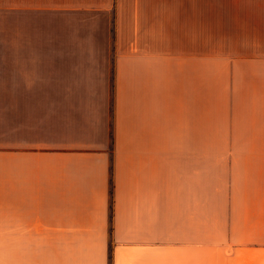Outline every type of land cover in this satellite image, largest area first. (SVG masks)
Segmentation results:
<instances>
[{"label": "crops", "instance_id": "obj_1", "mask_svg": "<svg viewBox=\"0 0 264 264\" xmlns=\"http://www.w3.org/2000/svg\"><path fill=\"white\" fill-rule=\"evenodd\" d=\"M130 2L14 1L0 264H264V0Z\"/></svg>", "mask_w": 264, "mask_h": 264}, {"label": "rangeland", "instance_id": "obj_2", "mask_svg": "<svg viewBox=\"0 0 264 264\" xmlns=\"http://www.w3.org/2000/svg\"><path fill=\"white\" fill-rule=\"evenodd\" d=\"M14 1L15 0H0V52L2 54L6 52H14L15 50V34H16V18H15V10H14ZM56 2H77L81 5H97L104 9H108L112 12L113 19L116 18L119 13L126 19L129 14V10L131 9L130 0H56ZM31 30V29H30ZM42 29L35 28L33 29V34L35 38L38 39L40 37ZM113 31V29H112ZM114 33V32H113ZM41 36L40 38H42ZM36 45H40L36 43ZM115 46V43H113ZM8 54V53H6ZM4 56V55H0ZM8 54L6 57H10ZM2 62L8 61V58H0ZM13 60V59H12ZM6 78V77H5ZM0 81L7 82L8 79H0ZM1 144V140H0ZM201 146L207 145H224V140L222 139H200Z\"/></svg>", "mask_w": 264, "mask_h": 264}]
</instances>
